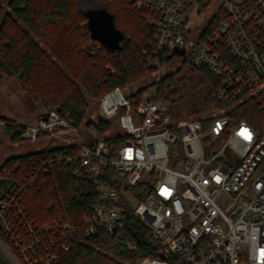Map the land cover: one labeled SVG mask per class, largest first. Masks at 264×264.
Instances as JSON below:
<instances>
[{"label":"built area","instance_id":"1","mask_svg":"<svg viewBox=\"0 0 264 264\" xmlns=\"http://www.w3.org/2000/svg\"><path fill=\"white\" fill-rule=\"evenodd\" d=\"M131 2L137 9L161 14L150 21L156 28V44L148 57L151 76L141 86L139 101L134 103L135 92L130 87H116L101 97L97 111L84 118L81 128L71 127L55 110L33 123L0 120V135L14 145L23 139L53 137L62 145L52 149L66 148L39 160L23 183L46 171L47 164L76 165L75 177H88L97 183V198L91 213L84 217L86 235L99 231L115 234L125 229L129 221L125 210L130 209L150 228L151 238L159 245L156 255L145 256L139 264H264V0H218L197 40L191 38L189 21L183 29L187 0ZM220 10L223 14L218 26L203 37ZM167 50L185 57L171 70L163 62ZM185 61L206 67L219 77L218 99L223 106L211 111L206 123L195 117L173 121L168 102L159 96L165 75ZM243 109L261 115L249 122L241 118ZM101 120L126 130L120 146L113 148L98 136ZM90 123L93 130L88 133L82 127ZM20 125L21 140L12 141ZM242 127L251 131V141L238 135ZM73 132L76 136H67ZM180 144L186 160H179L178 151H172ZM73 148L79 152L74 153ZM105 171L111 173L104 175ZM9 175L4 171L0 181ZM10 181L17 180L11 177ZM142 181L147 190L140 198L142 190L134 195L130 189ZM19 185L16 182L15 189ZM163 188L170 194L162 195ZM15 189L8 195L12 202L19 195ZM133 199L138 200L137 205ZM8 204V200L0 203L1 213ZM18 212L25 216L23 209ZM25 227L31 233L29 245L22 244L23 238L6 225L22 256L19 259L0 240L7 264H56L60 253L70 248L67 237L76 230L71 220L56 224L60 245L33 261L29 252L40 251L41 236L28 223ZM71 237L75 241L76 237ZM55 242L52 239L51 246ZM45 249L49 251L50 245Z\"/></svg>","mask_w":264,"mask_h":264},{"label":"trees","instance_id":"2","mask_svg":"<svg viewBox=\"0 0 264 264\" xmlns=\"http://www.w3.org/2000/svg\"><path fill=\"white\" fill-rule=\"evenodd\" d=\"M210 4V0H187L183 29L190 13L195 10L201 13ZM102 7L115 16V24L124 34L117 50L102 45L90 35L86 12ZM222 14L220 10L219 15L213 17L203 37L216 29ZM160 17L154 10L137 9L131 0H0V80L17 79L22 89L41 104L43 112L39 117L55 110L71 127L80 128L89 112V98L100 100L116 87H132L150 78L152 68L148 57L156 44V28L150 21ZM173 56V52L167 50L163 62L169 63ZM218 84L219 77L211 70L185 61L176 71L165 75L158 93L168 102L173 121L193 116L206 123L211 111L223 106L218 99ZM134 92L136 104L143 88L138 86ZM242 112L241 118L249 122L261 115L246 109ZM2 119L11 121L0 116ZM113 127L111 121L101 120L97 124L98 136ZM22 128L17 126L18 133L11 137L12 141L21 140L18 134ZM104 139L113 148L125 140L122 135ZM65 149L12 155L0 165V174L10 172L7 180L0 181V203L9 202L3 213L0 209V240L4 245L22 259L6 225L23 238L22 244L29 245L31 233L25 227L28 223L41 236L40 251H30V259L46 257L60 245L55 225L71 220L76 230L67 237L70 248L60 253L56 264H139L145 256L156 255L159 245L151 238L150 228L130 209L125 210L129 218L125 229L115 234L99 231L86 235L84 217L91 213L97 198V183L88 177H75L76 165L47 164L46 171L23 183L39 160L53 156L55 150L65 152ZM71 151L78 153L79 149ZM109 173L105 171L104 175ZM11 177L21 183L16 189ZM137 188L139 192L142 190V195L138 194L143 198V190H147L145 182H140ZM10 189L19 193L14 202L8 199ZM19 209H23L25 216L19 214ZM52 239L56 241L53 246ZM48 245L49 251L45 249ZM0 264H7L1 252Z\"/></svg>","mask_w":264,"mask_h":264},{"label":"rangeland","instance_id":"3","mask_svg":"<svg viewBox=\"0 0 264 264\" xmlns=\"http://www.w3.org/2000/svg\"><path fill=\"white\" fill-rule=\"evenodd\" d=\"M219 5L218 0H214L207 10L198 13L196 10L189 15V28L191 29V38L197 40L200 35V31L206 27L213 13L216 11ZM185 57L181 55H174L173 59L166 64L167 70H171L174 66H177L179 62L184 61ZM148 81V80H147ZM144 83H137L130 87L131 91H135L138 86L141 87ZM90 108L87 116L91 113H95L98 109L99 100L90 99ZM43 112V108L39 102H36L32 96L22 89L19 82L15 78H3L0 80V116L4 118H12L15 120H21L22 122H30L39 114ZM193 117V116H191ZM190 118V117H189ZM188 119V118H185ZM113 129L102 137H110L113 135H122L126 133V130L121 126L114 124ZM81 128V127H80ZM86 132H91L93 126L91 123L86 127H82ZM67 136H76V134L68 133ZM62 141L53 137L44 138L40 137L36 141H30L29 139H23L19 141L18 145L10 143L7 137L0 135V163L4 162L5 158L26 152L35 151L37 148L40 150L52 149L55 146H61ZM172 151H178L179 160H186V152L182 145L174 146ZM171 151V152H172ZM137 187L131 188L130 193L138 195ZM134 205H137L138 200L133 199ZM247 264V263H242Z\"/></svg>","mask_w":264,"mask_h":264},{"label":"water","instance_id":"4","mask_svg":"<svg viewBox=\"0 0 264 264\" xmlns=\"http://www.w3.org/2000/svg\"><path fill=\"white\" fill-rule=\"evenodd\" d=\"M90 35L102 45L117 50L124 38L123 32L115 24V16L106 8H92L86 12ZM162 257H165L161 254Z\"/></svg>","mask_w":264,"mask_h":264},{"label":"snow or ice","instance_id":"5","mask_svg":"<svg viewBox=\"0 0 264 264\" xmlns=\"http://www.w3.org/2000/svg\"><path fill=\"white\" fill-rule=\"evenodd\" d=\"M238 135L241 136L244 140H247V141H251V139H252V133L246 127H242L240 132L238 133ZM128 158L131 159V152L130 151L128 153ZM216 179H217V181H219V177H217ZM205 183H207V182H205ZM161 194L162 195H169L170 192H169V190L167 188H163L161 190ZM261 254L264 255V250H262Z\"/></svg>","mask_w":264,"mask_h":264},{"label":"crops","instance_id":"6","mask_svg":"<svg viewBox=\"0 0 264 264\" xmlns=\"http://www.w3.org/2000/svg\"><path fill=\"white\" fill-rule=\"evenodd\" d=\"M38 118H40V117H36L34 120H32V121H30V122H27V123H33V122H35ZM18 120V119H17ZM18 121H21V120H18ZM22 122V121H21ZM25 123V122H24ZM6 159V158H5ZM3 163V162H2ZM2 163H0V165L2 164Z\"/></svg>","mask_w":264,"mask_h":264}]
</instances>
